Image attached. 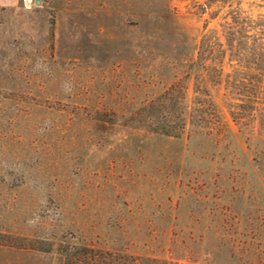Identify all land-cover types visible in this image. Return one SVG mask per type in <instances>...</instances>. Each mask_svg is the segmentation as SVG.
Masks as SVG:
<instances>
[{"label":"rangeland","instance_id":"obj_1","mask_svg":"<svg viewBox=\"0 0 264 264\" xmlns=\"http://www.w3.org/2000/svg\"><path fill=\"white\" fill-rule=\"evenodd\" d=\"M233 10L257 19L264 0L0 5V264H64L77 245L264 264V146L197 62Z\"/></svg>","mask_w":264,"mask_h":264},{"label":"trees","instance_id":"obj_2","mask_svg":"<svg viewBox=\"0 0 264 264\" xmlns=\"http://www.w3.org/2000/svg\"><path fill=\"white\" fill-rule=\"evenodd\" d=\"M232 13L231 20L226 18L223 23L226 32L214 31L204 34L199 46L197 62L203 70H207L202 79H209L217 90L223 87L225 106L238 130L248 134L247 139L250 144L256 139L257 144L264 146V15L260 14L257 19L247 15L243 19L240 18L241 15L237 10H233ZM244 25L257 28L255 32H250L244 29ZM238 26L240 28H237ZM206 54L213 60L210 69L207 66ZM225 57L230 60L228 66L225 65ZM204 84L207 87V81ZM210 101L212 106L219 110L218 102L213 98ZM181 118L184 124L185 117ZM216 127L218 129L221 127L222 135L235 132V128L227 120H219ZM255 127L258 128L260 136L254 133ZM193 132L195 131H191V135ZM174 133L171 130L165 132L167 135H177ZM260 154L264 159V151H260ZM73 248L75 249L61 250L64 264H158L160 262L157 258L110 252L89 246L77 245Z\"/></svg>","mask_w":264,"mask_h":264},{"label":"crops","instance_id":"obj_3","mask_svg":"<svg viewBox=\"0 0 264 264\" xmlns=\"http://www.w3.org/2000/svg\"><path fill=\"white\" fill-rule=\"evenodd\" d=\"M16 0H0V5H5L7 3H14Z\"/></svg>","mask_w":264,"mask_h":264},{"label":"built area","instance_id":"obj_4","mask_svg":"<svg viewBox=\"0 0 264 264\" xmlns=\"http://www.w3.org/2000/svg\"><path fill=\"white\" fill-rule=\"evenodd\" d=\"M29 1H31V0H29Z\"/></svg>","mask_w":264,"mask_h":264}]
</instances>
